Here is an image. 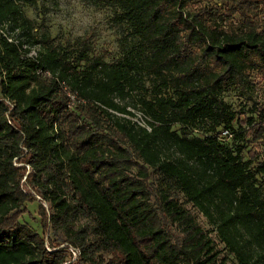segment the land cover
<instances>
[{
  "label": "trees",
  "instance_id": "16d2710c",
  "mask_svg": "<svg viewBox=\"0 0 264 264\" xmlns=\"http://www.w3.org/2000/svg\"><path fill=\"white\" fill-rule=\"evenodd\" d=\"M101 1L132 40L112 63L32 38L21 4L36 0H0V28L25 31L0 34V264H66L60 245L70 264H225L186 205L236 264H264V165L224 144L264 146V109L240 122L223 98L264 81V0ZM24 176L49 248L20 221Z\"/></svg>",
  "mask_w": 264,
  "mask_h": 264
},
{
  "label": "rangeland",
  "instance_id": "374dc122",
  "mask_svg": "<svg viewBox=\"0 0 264 264\" xmlns=\"http://www.w3.org/2000/svg\"><path fill=\"white\" fill-rule=\"evenodd\" d=\"M21 10L24 17L29 21V34L32 38L40 41L45 37H49L55 44H62L64 47L79 41L88 48L90 58L96 56L108 63H112L121 56L123 45L132 41L126 25L117 21L115 17L116 10L113 7L104 5L101 0H36L35 5L21 4ZM24 32L23 30L10 31L8 25L0 28V34L12 36L14 39L20 38ZM21 39L27 40L26 36ZM37 51L38 46L32 48L30 56H36ZM253 78L254 85L250 91L246 92L230 88L223 95L224 101L230 105L240 122L248 118L258 120V112L264 109V81L257 77L255 73ZM146 87L150 88L148 79H146ZM140 96L150 99V94L147 92L139 93L137 98ZM129 110L133 113V116L127 118L133 124L148 127L149 119L141 111L134 110L131 107ZM234 128L237 130L238 123L234 125ZM172 130L183 133L179 125L174 124ZM190 135L203 137L204 133L202 131H194ZM224 144L234 152L240 149L241 157L244 161L249 159V154H258L257 159L252 164V168L257 169L264 165V146L251 144L245 140L235 139V137L231 140H226ZM26 170L25 176L29 172L28 166H26ZM25 176L21 181L22 187L33 196L34 202L25 204L26 213L21 217L20 221L21 223L29 224L39 234L43 235L46 246L49 248L51 242L57 243V241L49 228L43 234L42 218L39 215L40 206H43L46 212L49 213L48 204L43 202L27 186ZM258 180L264 193V174L259 175ZM182 201L183 198L180 197V202ZM185 209L191 213L199 227L212 240L217 253L218 263L236 264L234 258L224 250V246L219 241L215 229L209 224L207 219L191 205H186ZM59 248H67L71 254L70 261L66 264H70L77 259L78 254L71 252L72 248H68L66 245H60Z\"/></svg>",
  "mask_w": 264,
  "mask_h": 264
},
{
  "label": "built area",
  "instance_id": "2783aa9c",
  "mask_svg": "<svg viewBox=\"0 0 264 264\" xmlns=\"http://www.w3.org/2000/svg\"><path fill=\"white\" fill-rule=\"evenodd\" d=\"M222 135H223V136H227V137H229L228 132H226V131L223 132ZM71 252H73V253L76 252V253H77V251H76V250H73V249H71Z\"/></svg>",
  "mask_w": 264,
  "mask_h": 264
}]
</instances>
